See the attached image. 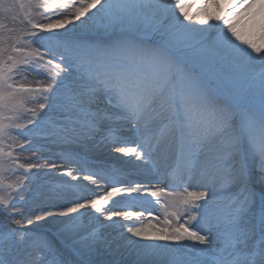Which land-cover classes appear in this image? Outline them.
Here are the masks:
<instances>
[{
    "label": "snow or ice",
    "instance_id": "6c2138e0",
    "mask_svg": "<svg viewBox=\"0 0 264 264\" xmlns=\"http://www.w3.org/2000/svg\"><path fill=\"white\" fill-rule=\"evenodd\" d=\"M262 42L264 0H0V264H264Z\"/></svg>",
    "mask_w": 264,
    "mask_h": 264
},
{
    "label": "rangeland",
    "instance_id": "374dc122",
    "mask_svg": "<svg viewBox=\"0 0 264 264\" xmlns=\"http://www.w3.org/2000/svg\"><path fill=\"white\" fill-rule=\"evenodd\" d=\"M192 12H193V14L195 13V9H192L191 10ZM262 46H264V42H262ZM29 79H33V77H29ZM41 143H43V141H41ZM52 150H53V152L54 153H59V152H61V146H57V145H54V146H52ZM55 151H57V152H55ZM20 155H21V157H24V156H31L32 155V153H30V152H22V153H19ZM45 156H47L49 153L47 152V151H45V153H43ZM20 162H25L23 159H21V161ZM102 162H107V163H111L113 166H115V167H119L120 165H119V163L118 162H114V160H107V161H102ZM6 176H8L9 174H5ZM52 175V174H51ZM50 177V176H49ZM47 177H45L44 179H46ZM15 179V176H10V179H9V182L11 181V180H14ZM44 179H42L41 181H38V183H41Z\"/></svg>",
    "mask_w": 264,
    "mask_h": 264
},
{
    "label": "bare ground",
    "instance_id": "6f19581e",
    "mask_svg": "<svg viewBox=\"0 0 264 264\" xmlns=\"http://www.w3.org/2000/svg\"><path fill=\"white\" fill-rule=\"evenodd\" d=\"M63 147L64 146H61V151H63ZM55 152H57V151H55ZM54 153V152H53ZM125 159H127V158H125ZM108 160H114V162H118L119 163V165H120V161L119 160H116L115 158H110V159H108ZM57 183V180H56V174L55 173H53L50 177H47L46 179H44L42 182H41V184H56ZM97 191H99V190H97Z\"/></svg>",
    "mask_w": 264,
    "mask_h": 264
}]
</instances>
